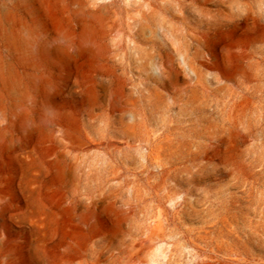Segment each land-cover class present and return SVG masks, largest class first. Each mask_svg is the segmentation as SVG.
Instances as JSON below:
<instances>
[{"label": "rangeland", "instance_id": "1", "mask_svg": "<svg viewBox=\"0 0 264 264\" xmlns=\"http://www.w3.org/2000/svg\"><path fill=\"white\" fill-rule=\"evenodd\" d=\"M0 264H264V0H0Z\"/></svg>", "mask_w": 264, "mask_h": 264}, {"label": "bare ground", "instance_id": "2", "mask_svg": "<svg viewBox=\"0 0 264 264\" xmlns=\"http://www.w3.org/2000/svg\"><path fill=\"white\" fill-rule=\"evenodd\" d=\"M58 38L64 41L66 39V36L61 31H59ZM79 38L82 41V43L89 49L95 52L99 51V48L93 43L92 27L89 26L88 24L82 25L81 34Z\"/></svg>", "mask_w": 264, "mask_h": 264}]
</instances>
